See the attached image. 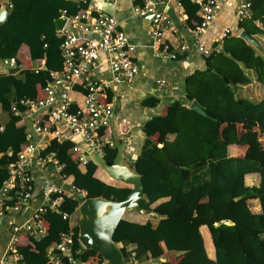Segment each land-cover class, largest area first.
Instances as JSON below:
<instances>
[{
    "label": "trees",
    "instance_id": "16d2710c",
    "mask_svg": "<svg viewBox=\"0 0 264 264\" xmlns=\"http://www.w3.org/2000/svg\"><path fill=\"white\" fill-rule=\"evenodd\" d=\"M7 3L12 6L8 19L0 24V58L15 57L20 65L22 44L37 42L32 57L37 59L51 51L53 61L48 70H21L25 75L18 82L10 75H0V114H7L4 122L0 120L5 127L0 132V187L10 176L17 154L29 143L27 125L13 114L12 107L19 98L41 96L40 91L50 80L49 70H63L55 54L62 42L55 20L63 10L71 16L91 8L88 0ZM184 4L189 25L195 27L196 22L191 20L197 8L188 0ZM238 29L256 36L264 46V40L259 38L264 36V0L254 1L250 17L238 19L235 30ZM212 48L211 54L203 55L206 66L187 77L185 98L169 103L143 127L146 137L131 159L142 174L145 193L139 203L147 212L127 211L114 236L122 243L127 261L135 253L140 264L150 263L152 254L169 256L156 264H264V148L258 139L259 133H264V96L258 99L239 93L252 85L260 86L264 92V53L241 38L238 31L226 37L220 47L214 42ZM88 84L84 81L74 86L76 95L71 97L76 108L81 106ZM113 96L109 91L108 100L112 101ZM194 100L213 118L190 108ZM160 102L159 97L149 95L141 103L154 108ZM155 120L167 133L152 124ZM100 132L112 134V129L103 127ZM75 145L71 139L52 142L42 154L52 152L65 163L62 174L87 197L125 199L133 186L107 174L100 176L103 170L91 161L79 165V153L73 151ZM240 148L244 150L242 155L237 154ZM116 154V147L105 148L104 157L109 163ZM253 202L259 210L254 209ZM17 203L18 191L13 189L5 207ZM78 206V199L65 197L59 212L49 209L41 215L48 233L39 240L32 236L21 239L19 251L24 255V264H50L48 252L70 230L74 255L82 263L103 262L98 252L85 249L79 242V228L74 220ZM66 212L72 218H64Z\"/></svg>",
    "mask_w": 264,
    "mask_h": 264
},
{
    "label": "built area",
    "instance_id": "2783aa9c",
    "mask_svg": "<svg viewBox=\"0 0 264 264\" xmlns=\"http://www.w3.org/2000/svg\"><path fill=\"white\" fill-rule=\"evenodd\" d=\"M130 1L133 3V12L136 15L143 18L151 17L152 47L157 55L163 54L167 58H175L177 54L173 52V47L179 46L182 50L187 49L182 35L168 13L158 8L160 4L173 7L184 21L187 17L184 8L185 0H141L142 3H138L137 0ZM188 1L198 7L200 19L196 22L195 27L186 25V29L194 35L198 50L205 54H211L213 48L206 44L204 37L208 29L213 26L219 13L224 9H231L238 19H246L251 15L255 0ZM11 6L10 3L8 9ZM61 15L68 17L63 30L57 32L62 37L60 48L64 57L63 70H49L50 80L42 89L43 95L36 99L19 98L12 107L15 116L23 117L25 111L28 113V111L43 110L48 115V119L44 121L37 117L33 120V130L27 132L29 143L17 154L10 167V176L4 180L0 187V221L10 211H18L31 202L34 183L30 168L34 163L42 167L54 165L63 179L68 178L61 172L66 166L65 163H61L55 158L52 152L46 155L42 154L53 137H56L60 142L66 139L76 141L73 151L79 153V165H86L89 162L85 152L89 154L95 152L104 157L106 147H115L113 134L102 135L100 132L103 127H111V117L116 109L114 103L105 100L106 90L110 83L132 82L140 70L137 62V45L131 42L116 15L92 8L81 9L71 16L67 15V10H63ZM79 32L85 36L81 37ZM93 34L94 36L91 37ZM233 34H235L234 29L226 26L222 33L213 39V43L217 42L220 47L225 38ZM102 54L108 56L111 65L110 82L88 79L90 75H93V68L100 61ZM17 63L15 57L0 58V69L14 67ZM41 69L37 68L35 71L38 72ZM84 81L89 83L88 91L85 96H82L81 106L76 108L70 94L77 83ZM158 83L168 85L164 79ZM62 93L65 96L60 98L59 95ZM4 129V125L0 124V132ZM85 144L90 146L89 151L83 147ZM13 189L18 191V203L5 207ZM86 195V192L73 185L72 181L68 189H63L53 182H45L40 206L25 222L13 225L12 237L0 264H24V255L19 251L22 236L41 239L48 233L47 225L41 217L43 213L49 209L59 212L65 197L78 199L80 196L82 198L79 200L80 205L87 197ZM64 218L72 217L66 212ZM120 245L122 246V243ZM73 247L74 238L70 230L69 233L63 235L61 242L56 243L54 248L48 252L49 263L83 264L80 258L74 255ZM128 262L129 264H140L135 253H132ZM100 264L108 263L103 260Z\"/></svg>",
    "mask_w": 264,
    "mask_h": 264
},
{
    "label": "crops",
    "instance_id": "0c3cea01",
    "mask_svg": "<svg viewBox=\"0 0 264 264\" xmlns=\"http://www.w3.org/2000/svg\"><path fill=\"white\" fill-rule=\"evenodd\" d=\"M87 1V0H83ZM90 2V7L94 10H100L102 7V2L106 0H88ZM115 2V15L122 23V27L128 34L131 42L137 45V62L139 64L140 70L135 79L130 83H110L108 89L106 90L105 100H108V93L112 91L114 93L112 103L115 104V112L119 109L117 107V102L122 103V107L127 108L123 111L120 109L119 114V125L121 127V132L126 134L128 137L129 151L132 152L134 143L137 138L140 141V148L146 137L143 127L151 122L154 115L164 111L166 106L173 102L176 99L185 98V82L187 77L192 74L198 68H204L206 66V60L204 58L203 52L199 51L196 43L195 37L187 29L186 25H189V13L186 11V19L183 21L173 7L165 6L164 4L158 5V8L165 10L170 18L172 19L175 27L178 29L180 35H182L183 41L187 45L186 50H182L179 46L173 49V52L177 54L175 58H167L164 55H157L152 47V38H151V21L147 18L140 17L133 12V3L130 0H114ZM1 7L8 5L7 0H0ZM197 8L195 18L191 20L192 22H197L200 19L198 13V7L196 5L190 4ZM0 7V9H1ZM232 14V15H231ZM235 16L234 11L231 9H224L221 11L211 27L210 31L206 33L204 40L208 46H213V39L217 35L222 33L224 27H232L234 31L240 32L242 29L235 30L238 27V19ZM236 20V21H234ZM235 22V26H232V22ZM81 37L85 35L79 32ZM91 35V37H93ZM256 37V36H255ZM257 38V37H256ZM260 40H264V36H259ZM258 40V39H257ZM259 41V40H258ZM38 43L33 44H22L19 49V63L14 67H9L5 69H0V75H10L15 81H20L25 75L21 70L34 72L37 68L46 69L48 68L49 62L53 61L51 51H46L44 56L37 59L32 57L33 51L37 50ZM57 58L61 61L64 66V57L61 48L55 52ZM18 58V59H19ZM18 62V61H17ZM28 73V72H26ZM93 75L88 77L89 80L94 79L99 82H110L111 80V65L109 63L108 56L105 54L101 55V59L98 64L93 68ZM166 80L168 82L167 86L161 85L158 83L160 80ZM170 84V85H169ZM63 91V89H61ZM129 92L125 94L123 92ZM261 94V92H260ZM2 91L0 90V97ZM39 95H43V91H40ZM71 95V94H70ZM124 95L126 96L124 99ZM149 95H154L160 98L159 105L161 106L157 112L155 108H151L152 111L149 114V111L146 107L142 105V100ZM82 99V97H81ZM123 100L125 103H123ZM24 116L21 117L22 122L27 125L29 131L33 130V120L35 118H40L44 121H47L48 115L43 110L37 111H26ZM139 114L142 115L138 116ZM152 124L162 130L164 133H167L162 129L157 120L153 121ZM161 131V132H162ZM53 143H61L56 137H53L50 141L51 145ZM22 146V145H21ZM20 146V147H21ZM140 151V150H139ZM239 151V150H238ZM138 152H132L131 158H134ZM0 160V167H1ZM33 183H34V194L30 203H27L25 207H22L18 211H10L7 215L4 216L3 220L0 221V261L4 252L6 251L7 245L12 237V227L16 223H23L37 209L42 202V188L45 182H53L63 189H68L69 184H67L68 178L63 179L60 175V172L56 169L54 165H48L42 167L34 163L30 168ZM71 182V180H69ZM254 209L259 210L258 205L252 203ZM27 237L22 236V240H25ZM121 243V242H120ZM163 247L166 251V246L163 244ZM153 259H151L152 264L157 262L162 263L166 260V254L162 257H156L152 254ZM83 264H92L89 262Z\"/></svg>",
    "mask_w": 264,
    "mask_h": 264
},
{
    "label": "water",
    "instance_id": "95a60500",
    "mask_svg": "<svg viewBox=\"0 0 264 264\" xmlns=\"http://www.w3.org/2000/svg\"><path fill=\"white\" fill-rule=\"evenodd\" d=\"M101 10L115 15V2L103 1ZM8 19V5L0 9V24ZM151 21V17L147 18ZM68 17L61 15L55 20L56 31L61 32L66 25ZM239 36L249 43L259 47L257 38L245 29H242ZM217 72L216 70H214ZM59 94V93H58ZM63 98L64 93L59 95ZM190 108L198 113L213 118L197 101H192ZM116 111V110H115ZM111 129L115 139L117 154L112 163H109L105 157L95 152H85L87 159L98 165L110 178L123 181L133 186L128 196L123 200H111L106 196L86 197L78 209L76 224L79 228V242L85 249L98 252L104 261L108 264H129L125 258L124 251L120 243L115 239V232L127 211L136 209L138 213L146 214L147 210L143 209L139 200L145 193V185L142 174L133 162L128 159L130 141L126 134L121 132L119 125V114L114 112L111 117ZM87 151L90 146H83ZM165 156L169 158L168 153ZM78 200H82L78 196Z\"/></svg>",
    "mask_w": 264,
    "mask_h": 264
},
{
    "label": "rangeland",
    "instance_id": "374dc122",
    "mask_svg": "<svg viewBox=\"0 0 264 264\" xmlns=\"http://www.w3.org/2000/svg\"><path fill=\"white\" fill-rule=\"evenodd\" d=\"M232 15V14H231ZM233 17H235L236 18V16H233ZM234 21H236V20H234ZM232 22V26L234 27L235 26V22ZM210 29L211 28H209L208 29V32L210 31ZM259 44H260V46L259 47H257V46H255L256 48H257V50L258 51H261V52H263L264 53V46H263V44L261 43V42H259ZM163 55V54H162ZM170 85V84H169ZM164 86H167V85H164ZM260 92H261V88H260V86H258V85H252V86H249V87H247V88H245L243 91H239V93H240V95H242V94H252V96L255 98H261V97H263L264 96V92H262L261 94H260ZM123 93H125V94H128L129 92H123ZM71 95L72 96H74V95H76L75 94V92H71ZM126 96L124 95V99H126L125 98ZM123 103H125V101L123 100ZM117 107L119 108L118 110H117V113H120V109L122 108L123 109V111L127 108V106L125 107V108H123L122 107V103L121 102H117ZM161 106L160 105H158V107L157 108H155V112H157L158 110H159V108H160ZM148 109V111H149V114L151 113V111H152V109L151 108H147ZM138 116H141L142 117V115L141 114H139ZM6 118H7V114L6 113H2V114H0V120L2 121V122H4L5 120H6ZM258 139H259V141H260V144L262 145V147L264 148V133H259V135H258ZM135 140H137V141H135V143H134V147L132 148V152H139V150H140V141H139V138H137L136 137V139ZM132 152H130L129 151V154H128V159H129V161H130V163L132 164L133 163V159H131V154H132ZM240 154V155H242L243 153H244V150H243V148H240V150L239 151H237V154ZM99 175L100 176H104L105 177V175H106V173L105 172H103V171H101L100 173H99ZM70 183V181L69 180H67V184H69ZM70 186V185H69ZM78 215L79 214H76V216L74 217V220H75V222L77 221V217H78ZM167 257H169V256H167Z\"/></svg>",
    "mask_w": 264,
    "mask_h": 264
}]
</instances>
